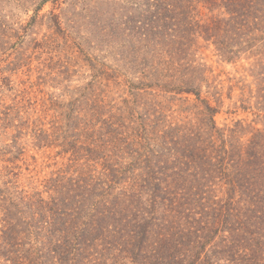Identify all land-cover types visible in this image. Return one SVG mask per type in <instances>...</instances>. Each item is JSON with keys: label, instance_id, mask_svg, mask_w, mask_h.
Segmentation results:
<instances>
[{"label": "trees", "instance_id": "obj_1", "mask_svg": "<svg viewBox=\"0 0 264 264\" xmlns=\"http://www.w3.org/2000/svg\"><path fill=\"white\" fill-rule=\"evenodd\" d=\"M133 10L117 38L102 34L122 39V64L90 66L71 106L37 130L35 147L60 160L22 195L20 219L8 210L0 261L264 264V0H139ZM209 50L249 64L246 79H221ZM39 99L43 115L58 109V96ZM227 103L245 117L217 125Z\"/></svg>", "mask_w": 264, "mask_h": 264}, {"label": "rangeland", "instance_id": "obj_2", "mask_svg": "<svg viewBox=\"0 0 264 264\" xmlns=\"http://www.w3.org/2000/svg\"><path fill=\"white\" fill-rule=\"evenodd\" d=\"M41 1L0 0V42L4 44L0 56V226L13 224L8 215L10 209L12 218L13 213L21 218L18 202L22 195L40 190V182L53 169L46 166L60 160L59 156L54 157L55 149L35 147L37 130L52 127L59 105L71 106L78 88L91 81L90 66L102 62L111 67L122 64L115 58L122 39L113 42V38L107 39L102 34L111 33L117 38L124 28L121 24H131L134 4L139 2L56 0L46 2L35 12ZM116 27L118 32H114ZM204 56L216 74L223 73L221 79L227 76L241 82L246 79L249 64L246 67L243 61L223 64L212 50ZM66 61L69 73L63 75L60 66ZM57 96L58 109L51 107L43 115L35 102ZM227 106L230 111L225 112ZM179 107L178 102H172L169 108ZM231 107L227 103L216 116L217 125L245 117L240 111L232 114ZM63 109L67 115L69 108Z\"/></svg>", "mask_w": 264, "mask_h": 264}]
</instances>
